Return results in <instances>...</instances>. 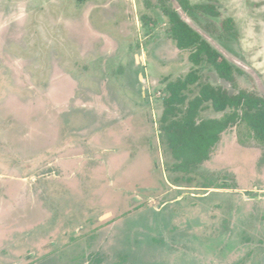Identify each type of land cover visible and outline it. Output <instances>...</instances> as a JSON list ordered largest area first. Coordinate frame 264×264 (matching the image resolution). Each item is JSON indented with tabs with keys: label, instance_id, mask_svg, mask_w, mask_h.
I'll return each mask as SVG.
<instances>
[{
	"label": "rangeland",
	"instance_id": "1",
	"mask_svg": "<svg viewBox=\"0 0 264 264\" xmlns=\"http://www.w3.org/2000/svg\"><path fill=\"white\" fill-rule=\"evenodd\" d=\"M189 2L219 14L176 0H0V264H264V142L237 119L208 164L184 173L160 130L166 84L188 73L198 77L182 111L205 83L264 96V0ZM165 10L230 63L234 84L192 62L195 45L176 46ZM73 99L101 111L62 114ZM200 107L198 119L234 111ZM114 117L139 136L136 149L160 151L158 164L135 149L115 160L94 144L84 155L80 142L57 148ZM151 159L162 176L145 190Z\"/></svg>",
	"mask_w": 264,
	"mask_h": 264
},
{
	"label": "trees",
	"instance_id": "2",
	"mask_svg": "<svg viewBox=\"0 0 264 264\" xmlns=\"http://www.w3.org/2000/svg\"><path fill=\"white\" fill-rule=\"evenodd\" d=\"M176 1L184 12L219 14L217 7L212 3L192 4L189 0ZM165 14L169 17V21L174 23L171 36L176 46L184 49L195 45L196 49L190 55L191 61L195 64L206 61L214 68L221 80L234 84L235 76L230 63L226 60L220 61L219 52L176 12L165 10ZM223 27L227 26L223 24ZM197 77L188 73L184 79L167 83L168 94L166 93L163 99L164 108L160 117L162 123L160 130L163 132L167 150L175 160L173 170L184 173L192 172L210 159V152L219 142L222 133L231 128L237 119H245L254 136L264 142V96L251 90L239 89L231 93L229 88L205 83L201 86L198 95L188 102L185 111H182L180 106L186 99L182 90L187 83L194 82ZM206 101H212L219 109L230 107L234 111L221 119H198L200 105ZM179 113L183 115L177 118Z\"/></svg>",
	"mask_w": 264,
	"mask_h": 264
},
{
	"label": "crops",
	"instance_id": "3",
	"mask_svg": "<svg viewBox=\"0 0 264 264\" xmlns=\"http://www.w3.org/2000/svg\"><path fill=\"white\" fill-rule=\"evenodd\" d=\"M172 40V39H171ZM167 85V84H166ZM68 101H70V103L69 104H64V105H62V108H64V111L62 112V114H66V115H68V113H71L72 111H73V109H79L80 107H82V108H85L84 110H87L88 112H92V110H99V111H101L98 107H96L95 105L96 104H91V103H85V104H83V105H80V106H77L76 104H75V101H76V99H73V100H68ZM83 103V102H82ZM74 104V105H73ZM128 104V103H127ZM64 118H65V116H63V115H61V125H63L64 123H63V120H64ZM113 120L114 121H116V123L115 124H113L112 126H113V128H110V129H106V132L104 133V141H105V143L103 144V145H97L96 143H95V136L96 135H98L97 133H95V132H93V134H85L84 132H82L81 134H79L78 136V138H74V139H71V140H68L67 142H63V141H61L60 142V145L57 147V148H60L61 147V145H62V143H64L65 145H67L66 147L67 148H70V147H72V146H75V145H77L79 142L81 143V150H82V152H83V155H84V152H85V150H88V151H90V147H92V144H94L96 147H94V153H96V154H99V153H101V155H99L98 156V159H100L101 157L100 156H102L103 154V151H110V153H111V155H112V157L116 160L117 158H118V156H120V157H122V156H128L129 158H133L132 157V155H131V152H132V150L133 149H135V151H136V154H137V152H138V150H141L142 151V153L143 154H145V155H150L151 157H153L155 160H156V164H158L159 163V156H161L162 154L160 153V151H158V150H155V149H150V148H148V146H145L144 148L143 147H141V148H135V137H137L136 138V140H138V137L139 136H136V135H134L133 133H132V127L131 126H129V127H127V125L125 126V123H123L122 122V120L120 121V119H117L116 117H114L113 118ZM53 125H55V124H53ZM58 125L59 124H57V127H58ZM132 125H133V123H132ZM62 127V126H61ZM58 130V129H57ZM116 131H120V132H122L123 133V137L121 138L122 140H127V143H128V146H130V142H128V141H134L133 143V145H132V147H134V148H125V147H123V146H120V145H118V142H117V140L115 139V136H113L114 134H116L115 132ZM103 133H102V131L99 133V135L98 136H103ZM68 139H70V138H68ZM156 139L158 140V136H156ZM74 140V141H73ZM85 140V141H84ZM86 142H88L87 144H88V147L86 146L85 147V143ZM64 145V146H65ZM136 146H137V144H136ZM168 151V150H167ZM169 153V152H168ZM68 154V153H67ZM170 154V153H169ZM65 155V154H64ZM68 155H70V154H68ZM171 155V154H170ZM63 156V155H62ZM150 156H149V158H150ZM69 157V156H68ZM172 157V156H171ZM71 159V158H70ZM73 159V158H72ZM67 160H69V158L68 159H61V160H59L58 162H56L57 164L59 163V162H64V161H67ZM152 160V159H151ZM155 160L153 161L152 160V162H154V165H149V172L151 173L150 175H147V177H146V179H144L143 181H142V183H144V184H147L145 187L143 186V189H153L154 187H150V183H152V180H154V179H157V178H159V176H162L161 175V171L159 170V168L157 167V168H155ZM208 161L209 160H207V161H205L204 163L205 164H208ZM56 163L54 162L53 163V166H56ZM52 164V163H51ZM54 168V167H53ZM162 174H163V176H164V174H165V171L164 170H162ZM116 182V180L114 181V182H111L112 184L113 183H115ZM125 187H128V186H125Z\"/></svg>",
	"mask_w": 264,
	"mask_h": 264
}]
</instances>
